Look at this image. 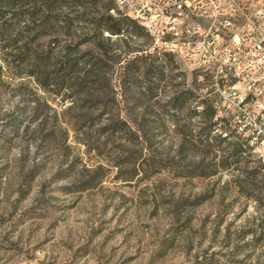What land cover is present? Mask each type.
Returning a JSON list of instances; mask_svg holds the SVG:
<instances>
[{"label":"rangeland","instance_id":"1","mask_svg":"<svg viewBox=\"0 0 264 264\" xmlns=\"http://www.w3.org/2000/svg\"><path fill=\"white\" fill-rule=\"evenodd\" d=\"M110 17L0 0V264H264V106Z\"/></svg>","mask_w":264,"mask_h":264},{"label":"built area","instance_id":"2","mask_svg":"<svg viewBox=\"0 0 264 264\" xmlns=\"http://www.w3.org/2000/svg\"><path fill=\"white\" fill-rule=\"evenodd\" d=\"M113 1L126 17L148 22L159 54L207 74L202 82L221 99L264 106V0Z\"/></svg>","mask_w":264,"mask_h":264},{"label":"trees","instance_id":"3","mask_svg":"<svg viewBox=\"0 0 264 264\" xmlns=\"http://www.w3.org/2000/svg\"><path fill=\"white\" fill-rule=\"evenodd\" d=\"M110 10H114V9L111 8ZM108 23L111 24V25L109 26V28H107V31H109L112 35L129 34L130 33L129 28L132 26V24H135V25L137 24V22H135V21H133L130 18H127V17L126 18L110 17ZM139 28L146 32V30L142 26L139 25ZM201 103L204 104V102H201ZM263 169H264V166H263Z\"/></svg>","mask_w":264,"mask_h":264},{"label":"bare ground","instance_id":"4","mask_svg":"<svg viewBox=\"0 0 264 264\" xmlns=\"http://www.w3.org/2000/svg\"><path fill=\"white\" fill-rule=\"evenodd\" d=\"M112 11L114 12V10H112ZM130 19L137 22L139 25H141L146 30V32L151 36L152 27H148V22H142V21L135 19V18H130Z\"/></svg>","mask_w":264,"mask_h":264}]
</instances>
